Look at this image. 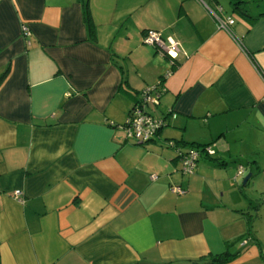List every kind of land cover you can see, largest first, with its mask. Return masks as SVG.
Instances as JSON below:
<instances>
[{"label": "crops", "instance_id": "obj_1", "mask_svg": "<svg viewBox=\"0 0 264 264\" xmlns=\"http://www.w3.org/2000/svg\"><path fill=\"white\" fill-rule=\"evenodd\" d=\"M147 28L175 54L144 43ZM0 74V264H200L224 250L215 264H264V13L230 0H0ZM153 83L152 112L174 116L149 141L124 137ZM196 143L212 151L184 172L176 147Z\"/></svg>", "mask_w": 264, "mask_h": 264}, {"label": "built area", "instance_id": "obj_2", "mask_svg": "<svg viewBox=\"0 0 264 264\" xmlns=\"http://www.w3.org/2000/svg\"><path fill=\"white\" fill-rule=\"evenodd\" d=\"M200 1L203 2V0ZM207 9L216 20L218 26L231 32L229 25L233 21V18L230 15H219L218 11L220 10V5L216 4L214 7L207 6ZM20 26L24 35L29 33L25 24H21ZM142 41L147 44L155 45L158 51L168 54L169 56H173L176 50H178L177 43L170 38H168L166 42L157 29L147 28L142 35ZM162 89V86L153 83L145 85L138 91L137 99L128 109L124 122L119 125L124 137H130L140 142L149 141L157 135L160 128L165 124L166 115L174 116V112H169L164 115H155L152 112L155 105L158 103V96ZM165 143L166 145L172 146L173 140L168 139ZM180 150L181 149L177 146L176 153L181 160V169L184 172L192 170L199 151H203L205 154H210L212 151V149L205 144L199 146V148L191 147ZM240 169L241 167L238 165L237 172H239ZM151 177H154V175L152 174ZM171 190L178 193L183 191L179 185H172ZM12 196L19 201L22 200L21 191L17 188L12 191Z\"/></svg>", "mask_w": 264, "mask_h": 264}, {"label": "trees", "instance_id": "obj_3", "mask_svg": "<svg viewBox=\"0 0 264 264\" xmlns=\"http://www.w3.org/2000/svg\"><path fill=\"white\" fill-rule=\"evenodd\" d=\"M231 2V6H232V9L237 11L238 13H240L242 16H245L247 18L251 17V18H254L257 14H261V13H264V9L262 10H259V12L257 14H250L244 4L245 0H230ZM84 21H85V24H86V28H87V32H88V35L90 37H93L94 38V33H93V24H92V21H91V18H90V15H89V12H88V9H87V6H84ZM146 30V29H145ZM145 30H143L142 32V35L143 33L145 32ZM141 35V36H142ZM155 46V45H154ZM155 48L157 49V47L155 46ZM164 75H162L159 80H161V78H163ZM2 77V74H0V79ZM137 95L138 93L136 94V99H137ZM165 123H166V120H165ZM113 125H116V124H113ZM175 143H178L180 142L179 140H173V144ZM181 143V142H180ZM205 143H196L195 144V147L196 146H202L204 145ZM181 151V150H180ZM208 155V153H206ZM233 254L224 250V251H221V252H218L216 254H214V256L209 259L208 261L204 262V263H200V264H215V263H220V262H223L227 259H229Z\"/></svg>", "mask_w": 264, "mask_h": 264}, {"label": "rangeland", "instance_id": "obj_4", "mask_svg": "<svg viewBox=\"0 0 264 264\" xmlns=\"http://www.w3.org/2000/svg\"><path fill=\"white\" fill-rule=\"evenodd\" d=\"M257 3H260V5L264 6V0H245L244 4L247 6L257 7Z\"/></svg>", "mask_w": 264, "mask_h": 264}, {"label": "water", "instance_id": "obj_5", "mask_svg": "<svg viewBox=\"0 0 264 264\" xmlns=\"http://www.w3.org/2000/svg\"><path fill=\"white\" fill-rule=\"evenodd\" d=\"M249 173H246L245 176L243 177L242 181H245Z\"/></svg>", "mask_w": 264, "mask_h": 264}]
</instances>
